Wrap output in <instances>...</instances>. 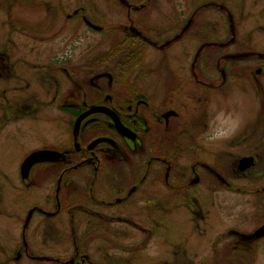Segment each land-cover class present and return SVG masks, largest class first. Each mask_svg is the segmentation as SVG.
Listing matches in <instances>:
<instances>
[{
	"label": "flooded vegetation",
	"instance_id": "obj_1",
	"mask_svg": "<svg viewBox=\"0 0 264 264\" xmlns=\"http://www.w3.org/2000/svg\"><path fill=\"white\" fill-rule=\"evenodd\" d=\"M0 264H264V0H0Z\"/></svg>",
	"mask_w": 264,
	"mask_h": 264
},
{
	"label": "rangeland",
	"instance_id": "obj_2",
	"mask_svg": "<svg viewBox=\"0 0 264 264\" xmlns=\"http://www.w3.org/2000/svg\"><path fill=\"white\" fill-rule=\"evenodd\" d=\"M180 58H182V55L180 53H176V59L179 60ZM32 201L34 202L35 200H32ZM32 201L29 200V202H32ZM57 222H58L59 226H58L57 231L55 232V238H54L58 242L57 245L54 242L55 240L54 241L50 240V238H47V237H46L47 238L46 242H44V245H46V246L48 245V247L53 246V244L51 245V243H52L51 241H53L54 244L56 245V247L53 246L54 250H53L52 254L57 255L58 257L65 259V258H68V250H69V248H68V246H69L68 233H67V231H65V226H67V220H66V218H60L59 220H57ZM27 234H29L31 236V233H27ZM30 236H28V237L30 238ZM44 237L45 236L41 237L42 241H44V239H43ZM42 244H43V242L41 243V245ZM44 245L39 246L38 249L43 250L45 253H50V251L48 250L49 248L47 249V247H45Z\"/></svg>",
	"mask_w": 264,
	"mask_h": 264
},
{
	"label": "clouds",
	"instance_id": "obj_3",
	"mask_svg": "<svg viewBox=\"0 0 264 264\" xmlns=\"http://www.w3.org/2000/svg\"><path fill=\"white\" fill-rule=\"evenodd\" d=\"M240 128V121L237 119L236 121L233 122L230 128L222 131L219 133L218 138L219 139H230L233 135L236 134V132L239 131Z\"/></svg>",
	"mask_w": 264,
	"mask_h": 264
},
{
	"label": "water",
	"instance_id": "obj_4",
	"mask_svg": "<svg viewBox=\"0 0 264 264\" xmlns=\"http://www.w3.org/2000/svg\"><path fill=\"white\" fill-rule=\"evenodd\" d=\"M94 27V26H93ZM98 30H100L99 28H98Z\"/></svg>",
	"mask_w": 264,
	"mask_h": 264
}]
</instances>
